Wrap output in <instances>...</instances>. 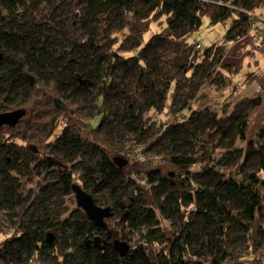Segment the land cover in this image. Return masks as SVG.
<instances>
[{"label":"trees","instance_id":"obj_1","mask_svg":"<svg viewBox=\"0 0 264 264\" xmlns=\"http://www.w3.org/2000/svg\"><path fill=\"white\" fill-rule=\"evenodd\" d=\"M204 17L227 43L264 35V0H0V110L30 116L0 127V264H264L263 101L193 106L232 67L189 42ZM73 184L112 208L106 228L60 209Z\"/></svg>","mask_w":264,"mask_h":264},{"label":"rangeland","instance_id":"obj_2","mask_svg":"<svg viewBox=\"0 0 264 264\" xmlns=\"http://www.w3.org/2000/svg\"><path fill=\"white\" fill-rule=\"evenodd\" d=\"M52 3L49 4L42 2L40 4L41 11L46 15L53 14L54 5ZM71 11V6L68 4L62 5L60 9H58L57 13L58 15H60L63 24L67 25L69 23ZM228 28L229 24L214 25L211 24L208 17H204L202 26L199 30L194 31L191 34V36L189 37V42H200L204 47L222 43L227 46L229 44H232V42H225V35ZM262 40L264 41V35L258 36L257 42L254 40L253 32H251V34L244 39L242 45L234 46L236 48L232 46L229 47L227 62L229 64H232V67H229L231 71H227V73L229 77H231L228 79V81L230 82L231 80V82H228L226 84L218 83L213 86H207L208 83H205L200 88L196 99L193 101V106L196 109L209 108L217 110L222 107L227 101L231 102L230 99H233L235 94L238 95V92H241L243 87L248 88L249 85L250 87H257L260 83H262L261 81H263L264 79V42L262 43ZM163 54L169 56L170 51L164 50ZM169 63H171L170 60L166 59L165 57H163L162 61L160 62V67L164 68L162 69V74H164V77L166 75H169ZM118 75L121 76L122 72H118ZM248 77H250L251 80L247 84L246 81L249 79ZM231 83H234L236 88H232L230 86ZM262 90L263 89L261 88V91ZM151 115L152 113H148V116H146L148 118ZM160 115H162V113ZM29 117V115L25 116L23 122ZM238 143L244 147H246L247 145V135L243 133V130H241L238 134ZM20 182L22 185L21 193H23L24 195H28L29 193H39L40 186L38 185L37 179L21 177ZM59 201L61 202V210L69 209L70 211L75 208V206H77L75 194L65 196L62 200Z\"/></svg>","mask_w":264,"mask_h":264},{"label":"water","instance_id":"obj_3","mask_svg":"<svg viewBox=\"0 0 264 264\" xmlns=\"http://www.w3.org/2000/svg\"><path fill=\"white\" fill-rule=\"evenodd\" d=\"M25 109H15L13 111H1L0 110V127L4 125H9L10 127H15L20 123L23 116H25ZM114 162L118 167H124L128 164V160L116 156L114 157ZM73 192L75 194L76 202L79 208H81L87 216L101 228L107 227L106 219L113 216L114 212L111 207L100 206L94 199L93 195L82 188L79 184L72 185ZM52 240L53 237L49 236ZM114 249L119 253L120 256H126L130 250L131 245L126 240L116 238L113 241Z\"/></svg>","mask_w":264,"mask_h":264},{"label":"crops","instance_id":"obj_4","mask_svg":"<svg viewBox=\"0 0 264 264\" xmlns=\"http://www.w3.org/2000/svg\"><path fill=\"white\" fill-rule=\"evenodd\" d=\"M248 37V36H247ZM246 38V37H245ZM245 38H241V39H239V40H237V41H235V42H232V44H229V45H227V48L229 49V47H234V46H238V45H242L243 44V42H244V39ZM264 41L262 40V43H263ZM234 48H236V47H234ZM233 48V49H234ZM228 56V55H227ZM225 65H227V64H229L228 62H227V58H226V60H225ZM223 71H224V73H226V76H228V73H227V71H229V70H224L223 69ZM231 78V77H230ZM249 79L246 81L247 82V84L249 83V81L251 80V78L250 77H248ZM262 83H260L257 87H250V85L248 86V88H242V91L241 92H238L239 94L238 95H236L235 94V96L233 97V99L231 98L230 100L231 101H235L236 99H240V98H247V97H253V96H255V95H257V94H260L261 95V97H262V101H263V107H262V110L260 111V113L257 115V118L255 119L256 121H255V126H260V125H262V123H263V121H264V79H263V81H261ZM258 87H261L263 90L260 92V93H257V88ZM232 92V91H231ZM233 93H235V92H233ZM232 93V94H233ZM234 95V94H233ZM264 124V123H263Z\"/></svg>","mask_w":264,"mask_h":264},{"label":"built area","instance_id":"obj_5","mask_svg":"<svg viewBox=\"0 0 264 264\" xmlns=\"http://www.w3.org/2000/svg\"><path fill=\"white\" fill-rule=\"evenodd\" d=\"M261 34H262V31H258L257 29H255L254 30V33H253L254 40L257 41L258 36H260ZM197 48H201V44L200 43L197 44ZM230 86L232 88H236V86L234 85V83H231ZM259 92H261V87H258L257 88V93H259Z\"/></svg>","mask_w":264,"mask_h":264},{"label":"flooded vegetation","instance_id":"obj_6","mask_svg":"<svg viewBox=\"0 0 264 264\" xmlns=\"http://www.w3.org/2000/svg\"><path fill=\"white\" fill-rule=\"evenodd\" d=\"M14 110V109H13ZM13 110H8V111H13ZM2 111V110H1ZM24 117L25 116H23V118L21 119V121L24 119ZM6 126H8V127H10L9 125H4V126H1V127H6Z\"/></svg>","mask_w":264,"mask_h":264}]
</instances>
